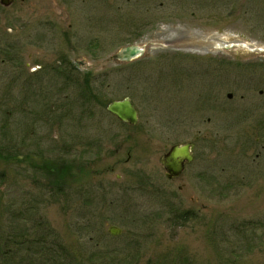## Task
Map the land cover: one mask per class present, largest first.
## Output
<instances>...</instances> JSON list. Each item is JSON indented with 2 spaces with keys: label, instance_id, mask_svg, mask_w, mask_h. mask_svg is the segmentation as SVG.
Segmentation results:
<instances>
[{
  "label": "rangeland",
  "instance_id": "rangeland-1",
  "mask_svg": "<svg viewBox=\"0 0 264 264\" xmlns=\"http://www.w3.org/2000/svg\"><path fill=\"white\" fill-rule=\"evenodd\" d=\"M42 14V52L0 64L1 239L41 219L79 259L112 247L136 264H264V52L192 41L264 49V0H55ZM131 43L145 60L108 61ZM69 59L94 75L69 77ZM126 96L137 126L106 111ZM189 141L194 161L168 180L163 154ZM55 161L72 167L61 192Z\"/></svg>",
  "mask_w": 264,
  "mask_h": 264
},
{
  "label": "trees",
  "instance_id": "trees-1",
  "mask_svg": "<svg viewBox=\"0 0 264 264\" xmlns=\"http://www.w3.org/2000/svg\"><path fill=\"white\" fill-rule=\"evenodd\" d=\"M46 166L48 165L46 164ZM71 169L70 165L62 162L55 163L54 167L48 169L54 176L51 183L56 186V189L71 174ZM26 212L20 209L19 216L25 215ZM31 220L33 221V219ZM30 223L34 225L30 230L26 232L14 231L9 242L1 239L0 236V264H136L134 262L136 260L135 253L131 257L125 254L122 256L117 248L112 247H107L106 251L102 254L99 253L98 257L93 253L89 254L90 258L82 256L83 258L79 259L68 243L62 240L56 231L54 232L46 220L35 219V222ZM81 246L87 247L85 244ZM87 249L83 248V252L86 253ZM101 256L105 260L103 263L100 262ZM94 257L97 258L93 260ZM125 258L128 260L127 262Z\"/></svg>",
  "mask_w": 264,
  "mask_h": 264
},
{
  "label": "flooded vegetation",
  "instance_id": "flooded-vegetation-1",
  "mask_svg": "<svg viewBox=\"0 0 264 264\" xmlns=\"http://www.w3.org/2000/svg\"><path fill=\"white\" fill-rule=\"evenodd\" d=\"M7 2L8 0L0 2V10L2 11L0 13V23L5 24L4 30L2 29V32L0 31V54H2L0 55V64H6L7 62L11 64L12 55H14V60L16 61L18 58H20V53L42 52L43 47L41 43V27L43 25L42 21H44L42 13L44 8H55V0H19L18 3H16L15 0H11V2ZM12 9L20 10L18 12L20 13V15H15V12H9V10ZM39 14L41 16H39ZM12 19H15L16 22L15 24L8 27L6 23L10 24ZM15 29H18L19 33H16L14 35H9L7 33L13 32ZM25 65L26 67L30 66L29 63H25ZM5 68L2 67L1 70ZM41 68V66L36 64L31 70V75H34L32 73H37ZM23 69L25 70V68ZM262 93L263 92L260 91L259 94ZM250 114L245 113L243 114V116L245 118H248ZM258 141L259 140H257L256 142ZM263 152L264 145H260V151L257 155H255L256 158H259L260 154ZM81 173L82 171H79V174Z\"/></svg>",
  "mask_w": 264,
  "mask_h": 264
},
{
  "label": "water",
  "instance_id": "water-1",
  "mask_svg": "<svg viewBox=\"0 0 264 264\" xmlns=\"http://www.w3.org/2000/svg\"><path fill=\"white\" fill-rule=\"evenodd\" d=\"M136 52L137 51L134 49L124 52L125 58H129L132 55L134 56V53ZM110 110L125 122L134 124L137 121L135 110L132 108L128 99L121 103L115 101V103L111 105ZM190 148L191 145L175 146L169 155L164 157L162 164L166 168L168 178L171 179L172 177H176L180 174L182 171L181 169H183L184 160H190L191 158L189 155L191 154ZM109 232L111 235H114L119 233V229L111 227Z\"/></svg>",
  "mask_w": 264,
  "mask_h": 264
},
{
  "label": "bare ground",
  "instance_id": "bare-ground-1",
  "mask_svg": "<svg viewBox=\"0 0 264 264\" xmlns=\"http://www.w3.org/2000/svg\"><path fill=\"white\" fill-rule=\"evenodd\" d=\"M201 43L204 44V45H206V46H209V43H207V42L201 41ZM210 45H214V44L213 43H210ZM216 45H219V44H216Z\"/></svg>",
  "mask_w": 264,
  "mask_h": 264
}]
</instances>
